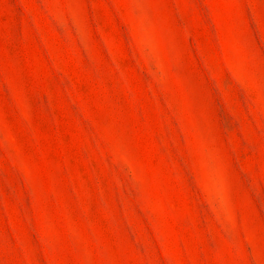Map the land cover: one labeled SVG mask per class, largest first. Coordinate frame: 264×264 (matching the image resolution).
Segmentation results:
<instances>
[{"label": "rangeland", "instance_id": "374dc122", "mask_svg": "<svg viewBox=\"0 0 264 264\" xmlns=\"http://www.w3.org/2000/svg\"><path fill=\"white\" fill-rule=\"evenodd\" d=\"M0 264H264V0H0Z\"/></svg>", "mask_w": 264, "mask_h": 264}]
</instances>
